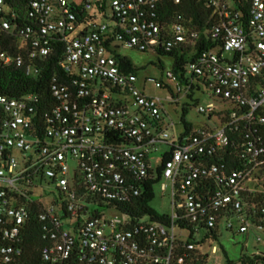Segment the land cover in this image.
I'll use <instances>...</instances> for the list:
<instances>
[{"label": "built area", "instance_id": "1", "mask_svg": "<svg viewBox=\"0 0 264 264\" xmlns=\"http://www.w3.org/2000/svg\"><path fill=\"white\" fill-rule=\"evenodd\" d=\"M202 1L210 17L199 27L183 14L161 19L160 0H29L28 22L0 0L1 27L20 38L27 73L40 74L56 38L66 72L52 76L50 99L0 93V264L21 261L32 225L42 264H218L202 250L208 241L264 232V206L255 224L245 209L264 168V0ZM121 46L184 55L155 80L165 97L123 68ZM0 60L25 64L1 50ZM206 94L219 104H199ZM183 100L197 101L207 123L187 131L181 119L173 133L165 107ZM149 185L169 190L166 221L124 211Z\"/></svg>", "mask_w": 264, "mask_h": 264}, {"label": "trees", "instance_id": "2", "mask_svg": "<svg viewBox=\"0 0 264 264\" xmlns=\"http://www.w3.org/2000/svg\"><path fill=\"white\" fill-rule=\"evenodd\" d=\"M3 2L8 9L15 10L18 13V21L28 22V14L31 11L29 0H3ZM159 4L161 19H165L168 22L174 21L178 14H183V18L187 23L191 20L192 23H196L197 25H199V27H202L210 17V9L206 8L204 1L202 0H182L181 3H175L174 0H160ZM202 39H204L203 35ZM56 40L57 41L53 42V50L47 57V60L44 62L40 74L37 76H31L27 73V65L30 62L27 58L25 49L21 47L20 38H18L15 34L2 29L0 24V50L8 52L11 55L22 54L25 58V64L23 65H5L0 60V93L13 97H19L27 93L35 92L41 93L42 95L50 99V81L52 76L55 74H66V72H64L59 65V62L60 60H62L64 54V42L58 40L57 38ZM205 46H207V43L202 42L198 47L199 49H201ZM159 52L169 54L175 58L173 64V68L175 69V71L179 63H184L186 61L184 55L179 54L177 50L171 52ZM116 56L125 70L134 72L137 70V68L128 57L120 55L117 52ZM187 112L188 107L183 106L181 119L185 124L186 130L190 131L193 127V124L186 120ZM259 131V134L264 137V125L260 127ZM167 158L168 154L164 155V159L162 161V164L158 167V171L162 170L164 161ZM223 158L225 159V161L229 160V157L227 156H213V160L219 163L224 161ZM236 163H238V160L236 161ZM263 169L260 171V173L255 174V178L258 179V181L262 179ZM260 182H258V185L253 191L247 193V197L245 198L246 212L254 224L258 223L259 219L256 211H258L261 206H264V184H262L263 188L262 190H260ZM151 187L149 185V191L136 199V203L139 206L137 209L128 208L124 209V211L129 214L146 212L150 214L154 220L166 221L168 215L157 211L149 203L155 197V192L152 191ZM38 230V225H32L30 227L29 231H31V233L27 241L26 252L23 255L21 261L18 262V264H42V257L40 253L42 241L39 238ZM210 233L211 238L218 237V226L215 229H212ZM197 252V250H194L192 251V254ZM245 258L246 256H244L241 260L244 262V264H247V262H245ZM255 260L262 261L264 263V256H255V259L250 260L251 264H255ZM204 261L205 259L202 260L201 263H203Z\"/></svg>", "mask_w": 264, "mask_h": 264}, {"label": "rangeland", "instance_id": "3", "mask_svg": "<svg viewBox=\"0 0 264 264\" xmlns=\"http://www.w3.org/2000/svg\"><path fill=\"white\" fill-rule=\"evenodd\" d=\"M111 12L110 6H108V13ZM119 53L123 56L128 57L134 66L137 68V74L139 77L138 85L142 88H146V91L150 95H156L165 97L167 92L164 88H158L154 86L155 80L164 79L165 71L171 70L173 66V56L164 53H156L152 51L143 52L138 49L121 46ZM146 79L148 82H146ZM183 100L180 104L169 105L166 104V111L170 118L176 123L175 128L171 129L173 133H179L182 129L181 117H182V106L185 104ZM190 106L187 105L188 112L186 114V120L192 123L195 127H199L207 123V117L197 111L198 102L189 101ZM208 103L219 104V101L214 97L206 94L199 96V104L207 105ZM165 149V147H162ZM162 150L154 154L155 164H160L162 159ZM262 175V174H261ZM261 181V182H260ZM259 189L262 190V184H264V169L262 179H260ZM251 187L254 184L253 180L249 181ZM151 206L161 213H168L170 211V197L169 190L163 192L156 187V194L154 199L150 202ZM109 216L118 215L119 211L111 209L108 212ZM235 227L237 223H235ZM257 234L263 235L264 232L252 227L246 234L236 233L234 236L227 234L220 241H208L206 245H203L202 250L204 253L209 254V262H218V264H244L241 260L245 255L252 257L251 255L256 252L264 255V242H258L256 240ZM189 232H184L185 238H188ZM198 240L201 239L200 235H196ZM213 246L216 247V251L213 252ZM247 246V248L245 247ZM258 264H264L260 261Z\"/></svg>", "mask_w": 264, "mask_h": 264}, {"label": "crops", "instance_id": "4", "mask_svg": "<svg viewBox=\"0 0 264 264\" xmlns=\"http://www.w3.org/2000/svg\"><path fill=\"white\" fill-rule=\"evenodd\" d=\"M259 173H260V172H259ZM258 182H259L258 179L255 178V180H254V184H253V186H252L253 189L256 188V186L258 185ZM250 186H251V185H250ZM219 227L221 228L220 225H219ZM252 227H253V226H252ZM252 227H251V228H252ZM251 228H250V229H251ZM254 228H256V227H254ZM256 229H257V228H256ZM258 230H259V229H258ZM248 232H249V231H248ZM246 233H247V232H246ZM246 233H243V234H246ZM257 235H259V234H257ZM245 247L247 248V246H245ZM257 255H258V256H259V255L264 256V255H262V254L259 253V252H256L255 254L251 255L252 257H248L247 255H245V256H246V258H245L246 261H245V262H247V264H251V261H250V260H251V259H255V256H257ZM259 262H260V261H258V260L256 261V260H255V264H258Z\"/></svg>", "mask_w": 264, "mask_h": 264}]
</instances>
